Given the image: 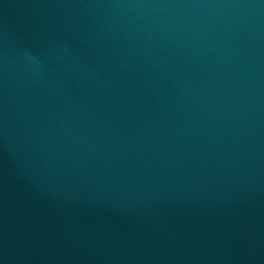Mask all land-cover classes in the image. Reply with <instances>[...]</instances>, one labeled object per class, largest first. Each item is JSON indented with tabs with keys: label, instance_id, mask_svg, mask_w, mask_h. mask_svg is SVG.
<instances>
[{
	"label": "water",
	"instance_id": "obj_1",
	"mask_svg": "<svg viewBox=\"0 0 264 264\" xmlns=\"http://www.w3.org/2000/svg\"><path fill=\"white\" fill-rule=\"evenodd\" d=\"M0 264H264V0H0Z\"/></svg>",
	"mask_w": 264,
	"mask_h": 264
}]
</instances>
